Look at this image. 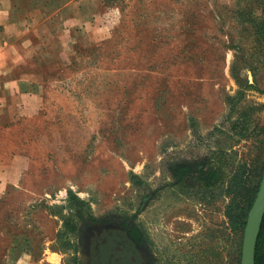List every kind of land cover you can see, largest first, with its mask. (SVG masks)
<instances>
[{
    "label": "rangeland",
    "instance_id": "rangeland-1",
    "mask_svg": "<svg viewBox=\"0 0 264 264\" xmlns=\"http://www.w3.org/2000/svg\"><path fill=\"white\" fill-rule=\"evenodd\" d=\"M96 2L105 37L0 129L24 185L0 197V264H240L264 171V0ZM109 228L126 238L101 249Z\"/></svg>",
    "mask_w": 264,
    "mask_h": 264
},
{
    "label": "crops",
    "instance_id": "crops-1",
    "mask_svg": "<svg viewBox=\"0 0 264 264\" xmlns=\"http://www.w3.org/2000/svg\"><path fill=\"white\" fill-rule=\"evenodd\" d=\"M103 22L96 0H0V129L39 104L51 75L78 45L105 37ZM22 171L0 159V197L24 187ZM117 234L126 238L112 229L103 236Z\"/></svg>",
    "mask_w": 264,
    "mask_h": 264
},
{
    "label": "water",
    "instance_id": "water-1",
    "mask_svg": "<svg viewBox=\"0 0 264 264\" xmlns=\"http://www.w3.org/2000/svg\"><path fill=\"white\" fill-rule=\"evenodd\" d=\"M264 216V171L244 228L240 264H255V246Z\"/></svg>",
    "mask_w": 264,
    "mask_h": 264
},
{
    "label": "flooded vegetation",
    "instance_id": "flooded-vegetation-1",
    "mask_svg": "<svg viewBox=\"0 0 264 264\" xmlns=\"http://www.w3.org/2000/svg\"><path fill=\"white\" fill-rule=\"evenodd\" d=\"M109 229H112V230H116V231H121V230H117V229H115V228H109ZM105 230H108V229H105ZM105 230L104 231H102V233H100L97 237H96V239H95V242H94V244L97 246V247H99L98 246V243H97V241L99 240V239H102V237H104L103 236V233L105 232ZM121 232H123V231H121ZM118 236H120V237H122L123 235H121V234H117L116 235V237H113V238H110V241L108 242V243H103V246H101V247H99V248H101L102 249V247L104 248V249H108L110 246H111V244L114 242V240L116 239V238H118ZM124 237V236H123ZM109 238V237H108ZM103 242V241H102ZM121 247V246H120ZM123 248V245H122V247H121V249ZM121 252H126L125 250H121ZM125 254V253H124ZM125 256L127 257V254H125ZM111 257V255L110 254H107L106 256H103V258H105V260L106 261H109L110 258ZM110 262V261H109ZM124 263V262H123Z\"/></svg>",
    "mask_w": 264,
    "mask_h": 264
},
{
    "label": "trees",
    "instance_id": "trees-1",
    "mask_svg": "<svg viewBox=\"0 0 264 264\" xmlns=\"http://www.w3.org/2000/svg\"><path fill=\"white\" fill-rule=\"evenodd\" d=\"M61 234H59L60 236ZM255 264H258V261H257V256L255 257Z\"/></svg>",
    "mask_w": 264,
    "mask_h": 264
}]
</instances>
